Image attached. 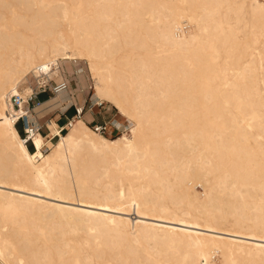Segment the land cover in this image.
Segmentation results:
<instances>
[{
  "label": "bare ground",
  "instance_id": "bare-ground-1",
  "mask_svg": "<svg viewBox=\"0 0 264 264\" xmlns=\"http://www.w3.org/2000/svg\"><path fill=\"white\" fill-rule=\"evenodd\" d=\"M65 60L122 133H18ZM0 207V264H264V0H0Z\"/></svg>",
  "mask_w": 264,
  "mask_h": 264
},
{
  "label": "rangeland",
  "instance_id": "rangeland-1",
  "mask_svg": "<svg viewBox=\"0 0 264 264\" xmlns=\"http://www.w3.org/2000/svg\"><path fill=\"white\" fill-rule=\"evenodd\" d=\"M187 28H188V26H185L184 29H187ZM178 33L183 36L182 32H178ZM79 66H80L81 70H79ZM58 74H59V76H56L54 74L49 75L50 82H48V91L46 92L47 95H45V97H42V99H44V101L46 99H49V97H52L55 95L53 87L56 85V81H59L58 78H61L62 76H64V78H62V80H66L68 83V87H70L73 90V93H71L73 97L80 96L81 98H84L87 105L92 103V96L94 93L93 82H92V79L90 78V75L86 71V64L83 63L82 60H77V61L65 60L62 62L60 61V68L58 70ZM45 80H47L46 77L40 78V79L37 78L36 80L33 78V82L32 81H31V83H30V81H28V82L32 85L31 87H33V85L34 86L37 85L38 82L42 83ZM27 88H28L27 82H25L21 85V91H23V89L27 90ZM66 106H68L66 102H64L61 106H54L53 108L49 109L51 111L45 112L46 116L44 115L45 117L43 119H46V123H50L52 121H55V116L60 112V110H62V108L65 110V108H67ZM103 106L105 108H107V107L111 108L112 112L114 114H116L115 116L120 119V121L122 122L121 124L123 126L129 125V122L127 121L126 118H124L123 116L120 117L118 109L113 104H111L110 102L104 101ZM57 107L60 109H57ZM68 109L70 111L72 109H74V114L72 116L69 114L70 118H72L75 115L74 104L70 105L68 107ZM102 111H104L103 108H102ZM36 114L39 115L41 113L39 111ZM67 114H68V112H67ZM67 121H68V119H66V123H64V125L61 126L62 133L67 132V126H66ZM88 124L90 126H92V124H90V123H88ZM17 126H18L19 130L21 131V135L25 136L24 131H23L22 122H19L17 124ZM121 126H119V129L117 127V129H115L116 131H114L112 133H106L105 135H107L108 137H113V136H116V135L122 133V130H124V129H123V126L122 127ZM40 131L43 134H46L49 132V129L47 131H46V129H40ZM51 131H52L53 135L56 134V130L52 129ZM126 131H128V130H126ZM57 139H58V136H53L52 140H50V141H48L49 139H46V141H45L46 144L43 147V151H45V152L49 151L50 148L53 146V143ZM28 146H29L30 150L33 149V145L31 143V141L28 142ZM195 190L197 192H199L200 194H203V192H204V189L200 184L196 185ZM0 210L4 213L5 216H7V217L11 216L12 217V214H13V208L12 207L4 208V209L2 207H0ZM131 216L134 217L136 215L132 214ZM220 257L221 256L219 255V253H215L212 256V258H214L213 260L218 261V262L221 259Z\"/></svg>",
  "mask_w": 264,
  "mask_h": 264
},
{
  "label": "crops",
  "instance_id": "crops-1",
  "mask_svg": "<svg viewBox=\"0 0 264 264\" xmlns=\"http://www.w3.org/2000/svg\"><path fill=\"white\" fill-rule=\"evenodd\" d=\"M59 68H60V66H59ZM62 78H64V76H62L61 78H58L59 81H61ZM59 81H56V83H58ZM22 92L27 93V90L23 89ZM71 93H73V90L70 87H68L60 95L49 97L52 100L47 102L48 111H51L49 109L53 108L54 106H61L64 102L67 103V105H68V106H66L67 108H65V110L62 108V110H60V112L55 116L54 122L57 123V125L60 128L62 125H64V123H66V119L70 118L69 114L71 116L74 114V109H72L71 111L68 109V107L72 104H74V107L75 106H85V111L82 115V118L87 124L88 123L93 124V123L107 122V123H109V126H110L109 133L116 131L115 129H117V127L115 125L118 126V129H119V126L122 125L121 124L122 122L120 121V119L118 117L115 116L116 114H114L112 112L111 108H109V107L105 108L103 106V103H102V105H99L98 102H94V96H92V103H91L92 107H91V109H88L87 108L88 105L86 104V101L84 98H81L80 96L73 97ZM45 95H47L46 92L40 94L41 99H42V97H45ZM42 100L44 101V99H42ZM102 108L104 109V111H102ZM57 109H60V108L57 107ZM45 112H43L40 115H38V114H36V112H34V114L30 115V119H32V121L35 124L39 125L41 129L48 130L47 126L49 125V123L47 124L46 119H43L46 116ZM67 112H68V114H67ZM119 115H120V117L123 116L124 118L127 119V117L124 116L123 114H121L120 112H119ZM15 126H16L18 133L21 135V131L19 130L18 126L17 125H15ZM52 129L56 130V126H52L51 130ZM55 135H53V136H55ZM21 136H23V135H21ZM48 141H50V140H48ZM45 144H46V142H45ZM32 145H33V143H32ZM33 149H34V146H33Z\"/></svg>",
  "mask_w": 264,
  "mask_h": 264
},
{
  "label": "built area",
  "instance_id": "built-area-1",
  "mask_svg": "<svg viewBox=\"0 0 264 264\" xmlns=\"http://www.w3.org/2000/svg\"><path fill=\"white\" fill-rule=\"evenodd\" d=\"M48 82H50L49 78L43 81L42 83L38 82V84L33 86L32 89L27 93H22V92L14 93L8 97V102L11 108L19 109L22 103H25L27 107V111L25 112V114H19V115L14 114L17 116L16 123L18 124L19 122H22L23 131H24L26 138L28 137L30 138V134L33 129H37V130L41 129L39 125L35 124L32 121V119L29 118V115H30L29 112L34 113V108L43 102L40 94L48 91ZM67 88H68L67 81L61 80L58 83H56V85L53 87V90L55 93H57ZM99 105H102V103H99ZM91 107H92V104L90 103L87 108L91 109ZM84 111H85V106H75V115L73 117L75 116L82 117ZM70 119L71 118H69L68 121ZM92 126L98 132H101L103 134L109 133L110 126H109V123L107 122L94 123L92 124Z\"/></svg>",
  "mask_w": 264,
  "mask_h": 264
}]
</instances>
